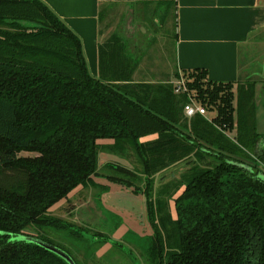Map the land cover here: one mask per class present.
Instances as JSON below:
<instances>
[{
	"label": "trees",
	"instance_id": "1",
	"mask_svg": "<svg viewBox=\"0 0 264 264\" xmlns=\"http://www.w3.org/2000/svg\"><path fill=\"white\" fill-rule=\"evenodd\" d=\"M139 65L115 32L99 45L94 77L81 39L44 1L0 0V264H69L20 235L54 244L82 264L46 230L86 238L83 227L52 211L79 187L98 185L94 176L146 196L154 264H264V134L255 82L237 83L235 94L236 82H214L196 69L175 73L188 86L176 93L172 82H135ZM191 96L215 112L211 120L185 116ZM128 147L143 175L115 163L106 165L115 174L99 172L105 149ZM191 156L214 161L184 174L174 218L173 196H153V175Z\"/></svg>",
	"mask_w": 264,
	"mask_h": 264
},
{
	"label": "rangeland",
	"instance_id": "2",
	"mask_svg": "<svg viewBox=\"0 0 264 264\" xmlns=\"http://www.w3.org/2000/svg\"><path fill=\"white\" fill-rule=\"evenodd\" d=\"M122 12L123 9L117 8L114 10L112 16L110 18L108 17L110 20H105L107 22L109 21L108 25L110 27L107 28V34L109 35L103 38L102 42L115 33L114 30L118 28L117 26L123 20V26L134 23V17L129 22L131 15H127V19H124L125 17L124 15L122 16ZM173 19L171 17L166 24L163 23L160 25L157 22L158 18H155V22L149 24L157 33L155 40L150 41L149 44L138 45L135 48L136 51H143L146 55L142 57L139 68L137 69V78L139 81L152 82L153 78H157L152 83H158L162 80V82H172L175 84L171 81L176 80L175 73L177 71L174 39L176 30ZM259 36V39H252L249 46L241 50L240 75L233 89L236 94L237 83L253 84L255 82L257 128L260 133L264 134V33L259 34ZM145 45L146 47L143 50ZM207 115L208 117H212L215 115V112H208ZM113 142H106L105 144L111 145ZM23 154L31 155L27 152H23ZM213 161L212 157L199 159L196 156H191L169 165L153 175V196H161L166 200L171 199L173 196L170 200V205L172 215L176 218L175 199L183 193L182 185L184 174L193 164L198 163L208 166ZM107 163L123 164V166L128 167L130 170L143 175L140 157L133 148L128 147L122 150L105 149L102 152L99 172L101 174H115V172L107 168ZM145 179V176H142L140 182L143 189L145 188V183L143 182ZM96 182L108 185L107 179L105 178L97 179ZM107 191L108 189L104 190L102 186L93 184L79 187L67 199L56 205L52 211L53 215L70 221L79 227H83L85 230L81 232H83L86 238L92 237L90 235L92 234L107 238V241L92 242V238L90 240L86 238H75V241H72L71 237L66 235L67 232L65 230H57L54 228L46 230L49 233V237L55 243L69 248L71 253L82 264H154L152 249H150L152 245L151 238L154 232L149 221L144 220L143 223L140 219L143 213L141 206L139 203L135 204L124 200L110 192L109 194ZM111 198L115 200V204H111ZM112 205L117 209L122 208V213L128 216L129 214H127L126 209L132 211L137 216V220L127 216L128 221L126 220L121 230H117L116 224L119 219L115 213L108 210V208H113ZM116 208L114 209L116 210ZM112 241H116L117 244L112 243Z\"/></svg>",
	"mask_w": 264,
	"mask_h": 264
},
{
	"label": "crops",
	"instance_id": "3",
	"mask_svg": "<svg viewBox=\"0 0 264 264\" xmlns=\"http://www.w3.org/2000/svg\"><path fill=\"white\" fill-rule=\"evenodd\" d=\"M42 1L79 36L89 71L94 77H99V45L103 38L109 35L107 34L109 21L105 20H110L117 8L123 9L124 19H127V15L134 17V23L123 26V20V24H119L114 32H119L125 37L132 51L140 57V62L146 55L143 51L136 53L133 49L135 45L130 42L141 41L149 44L157 35L149 24L155 22V18H158L157 22L160 25L166 24L173 17L176 30L174 37L176 72L182 76L185 71L204 69L208 78L214 82H236L240 75L241 50L249 46L252 39H259V34L264 33V0ZM104 7L108 12L105 14L107 17L102 19ZM159 18H163V21L161 22ZM145 47L146 45L143 50ZM137 74L138 71L133 76L135 82L139 81ZM155 79L157 78H153L152 82ZM178 79L176 76V80L171 81L176 83ZM154 138L156 135L145 139ZM111 141L113 140H103L102 143ZM97 184L107 186V193L115 194L124 200L134 203V199H137V196L118 184L106 185L99 182ZM110 200L111 204H115L114 199ZM112 207L108 210L123 219L122 226L116 225L117 230H121L128 217L137 220L132 211L126 209L128 216L122 213V208L117 209L113 205Z\"/></svg>",
	"mask_w": 264,
	"mask_h": 264
},
{
	"label": "built area",
	"instance_id": "4",
	"mask_svg": "<svg viewBox=\"0 0 264 264\" xmlns=\"http://www.w3.org/2000/svg\"><path fill=\"white\" fill-rule=\"evenodd\" d=\"M188 91V86L186 80L181 77L175 83V92L181 93ZM184 114L188 118H192L197 114L207 116L208 110L201 102H199L195 97L191 96V100L184 106Z\"/></svg>",
	"mask_w": 264,
	"mask_h": 264
},
{
	"label": "water",
	"instance_id": "5",
	"mask_svg": "<svg viewBox=\"0 0 264 264\" xmlns=\"http://www.w3.org/2000/svg\"><path fill=\"white\" fill-rule=\"evenodd\" d=\"M132 18L130 16V20L129 22L132 21ZM105 178L107 179L106 177L104 176H94V180L96 181L97 179H100V178ZM107 182L108 183H114V182H111L110 180L107 179ZM116 184V183H114ZM17 239H22V240H28V241H32V242H35L41 246H43L44 248L58 254L59 256L63 257L69 264H76V262L74 261V259L66 252L64 251L63 249L59 248L58 246L54 245V244H51V243H48V242H45L37 237H32V236H26V235H20L19 237H17Z\"/></svg>",
	"mask_w": 264,
	"mask_h": 264
},
{
	"label": "flooded vegetation",
	"instance_id": "6",
	"mask_svg": "<svg viewBox=\"0 0 264 264\" xmlns=\"http://www.w3.org/2000/svg\"><path fill=\"white\" fill-rule=\"evenodd\" d=\"M126 30H128V29H126ZM130 43H133V45H135V47L133 49L137 48L136 46H138V45L140 46L141 44L142 45L145 44V43H143L141 41L130 42ZM263 82H264V79H263ZM118 185L122 186L123 189H125V190L126 189L129 190L130 193H133L135 196H137V199L136 200L134 199V203L135 204L139 203V205L141 206L142 211H143V213L141 214L140 219L143 221V223H144V220L145 221H149L148 214H147V200H146V196L143 193H141V192L140 193L134 192V188H132V187H126V186L121 185V184H118ZM118 219L119 220L117 221V224L116 225L121 226L123 219H121L120 217ZM149 223H150V221H149ZM150 225H151V223H150ZM151 227H152V225H151Z\"/></svg>",
	"mask_w": 264,
	"mask_h": 264
}]
</instances>
